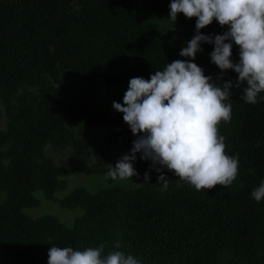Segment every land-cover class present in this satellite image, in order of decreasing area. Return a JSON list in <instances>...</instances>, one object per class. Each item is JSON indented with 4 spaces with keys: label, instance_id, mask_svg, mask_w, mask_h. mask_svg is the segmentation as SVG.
<instances>
[{
    "label": "trees",
    "instance_id": "1",
    "mask_svg": "<svg viewBox=\"0 0 264 264\" xmlns=\"http://www.w3.org/2000/svg\"><path fill=\"white\" fill-rule=\"evenodd\" d=\"M170 3L152 0L148 8L144 0H0V264H47L51 246L100 244L105 256L123 251L141 264H264V200L251 197L264 181V92L257 104L245 103L240 96L246 85L233 88L232 120L219 129L226 153L239 158L233 185L196 191L166 168L156 172L137 153L136 185L54 196L63 171L43 149H77L69 127L106 129L91 142L94 172L106 167L113 145L124 156L137 138L122 113L110 117L90 107L96 81L106 89L121 81L127 91L131 78L149 79L167 63L191 59L179 52L195 35L196 18L181 13L175 30H159L157 20L171 21ZM225 31L216 21L201 29L204 35ZM201 47L192 62L215 82L221 70L210 60L214 44ZM65 52L71 63L60 64ZM231 58L239 61L236 45ZM237 79L227 70L221 82ZM160 174L169 181L167 190L157 182ZM36 189L58 206L79 207L80 215L70 225L49 214L31 218L24 209L36 204Z\"/></svg>",
    "mask_w": 264,
    "mask_h": 264
},
{
    "label": "clouds",
    "instance_id": "2",
    "mask_svg": "<svg viewBox=\"0 0 264 264\" xmlns=\"http://www.w3.org/2000/svg\"><path fill=\"white\" fill-rule=\"evenodd\" d=\"M169 8L173 28L178 14L196 18L195 35L179 52L191 59L167 63L149 79L131 78L123 104L113 101L114 110L123 114V121L137 138L129 154L115 166L108 164L105 179L125 181L137 176L133 162L140 153V159L150 160L156 172L166 168L196 191L229 187L239 175V158L226 153L225 137L219 129L232 120L228 101L234 87L246 85L240 99L251 105L257 104L258 95L264 92V0H171ZM213 21L227 26V31L222 35L201 33ZM202 43L214 44L210 60L221 70L215 82L192 62L203 51ZM233 45L239 48L237 63L231 58ZM227 70L238 74L235 82H221ZM148 179L146 173L145 181ZM157 182H163V190L168 189L165 175L160 174ZM251 197L256 202L264 200V181ZM114 248H120L119 242ZM103 253L104 244L83 250L51 246L47 264H141L123 251Z\"/></svg>",
    "mask_w": 264,
    "mask_h": 264
},
{
    "label": "rangeland",
    "instance_id": "3",
    "mask_svg": "<svg viewBox=\"0 0 264 264\" xmlns=\"http://www.w3.org/2000/svg\"><path fill=\"white\" fill-rule=\"evenodd\" d=\"M151 1L152 0H144L148 8ZM156 22L159 30L163 33L176 29L175 25L173 28L172 21L160 19V21L157 20ZM64 50L69 53L67 49ZM66 52L61 54L60 59L64 61H61L60 64L71 63V59H63L68 54ZM125 92L124 84L121 81L113 83L109 89H106L103 82L98 79L96 81L94 92L88 96L90 107L97 113L103 112L112 117L116 112L113 108V101L122 103ZM3 127L4 117L0 104V129ZM69 129L79 143L77 149H73L69 146L58 149L53 145H46L43 149V155L63 171V173L58 176V179L62 182V187L54 193L56 199L64 197L76 188H82L91 192L111 185L127 188L134 186L139 182L140 175L133 176L131 179L125 181H113L110 178L105 179L108 172V164L115 166L117 161L123 156L122 150L117 145L111 147L110 161L106 167L99 172L92 171V157L90 154L91 142L94 139L103 136L106 131L105 128H93L91 131L86 132L81 125H77L69 127ZM148 164L151 166V161H149ZM32 196L37 200L36 204L24 209V212L31 218L49 214L55 216L65 225H70L72 220L81 213L79 207H61L58 206L57 203L45 199L37 189L32 191ZM1 198L2 196L0 195V201Z\"/></svg>",
    "mask_w": 264,
    "mask_h": 264
}]
</instances>
